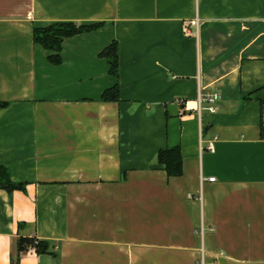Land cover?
Segmentation results:
<instances>
[{
    "label": "crops",
    "instance_id": "1",
    "mask_svg": "<svg viewBox=\"0 0 264 264\" xmlns=\"http://www.w3.org/2000/svg\"><path fill=\"white\" fill-rule=\"evenodd\" d=\"M67 21L105 24L51 63L33 28ZM261 98L264 0H0V165L25 183L0 188V264H264Z\"/></svg>",
    "mask_w": 264,
    "mask_h": 264
},
{
    "label": "trees",
    "instance_id": "2",
    "mask_svg": "<svg viewBox=\"0 0 264 264\" xmlns=\"http://www.w3.org/2000/svg\"><path fill=\"white\" fill-rule=\"evenodd\" d=\"M105 22H96L91 24H79L72 21L54 22L47 26H34L33 39L36 44L41 45L49 52L48 60L54 64L62 63L61 52L63 50V42L67 37H72L80 33L92 32L99 30L104 26ZM100 57H105L109 64V74L118 78L120 71L119 63V42L113 40L99 53ZM120 84L115 82L111 87L106 88L102 95L103 101H119L120 100ZM251 97V96H248ZM260 102V136L264 139V98ZM9 103L0 101V108H4ZM158 160L163 165L164 169L170 177L179 176L183 172V157L179 146L162 149L158 152ZM0 188H5L9 191L15 189L25 190V183L16 182L11 178L9 170L0 165ZM34 248L38 254L49 253V243L38 238H20L19 249L20 253Z\"/></svg>",
    "mask_w": 264,
    "mask_h": 264
},
{
    "label": "built area",
    "instance_id": "3",
    "mask_svg": "<svg viewBox=\"0 0 264 264\" xmlns=\"http://www.w3.org/2000/svg\"><path fill=\"white\" fill-rule=\"evenodd\" d=\"M191 23L193 25H198V20H192ZM219 98L218 93H212V94H204V95H200L198 98V109L201 112L204 109H207L209 112L211 113H215L217 111V106L214 104V102ZM207 104V105H205ZM208 148L210 150L213 149V142H209L208 144ZM210 181H214L215 177H210L209 178Z\"/></svg>",
    "mask_w": 264,
    "mask_h": 264
},
{
    "label": "rangeland",
    "instance_id": "4",
    "mask_svg": "<svg viewBox=\"0 0 264 264\" xmlns=\"http://www.w3.org/2000/svg\"><path fill=\"white\" fill-rule=\"evenodd\" d=\"M205 105H207V104H205ZM204 112L207 113V112H209V111H208L207 109H204Z\"/></svg>",
    "mask_w": 264,
    "mask_h": 264
}]
</instances>
